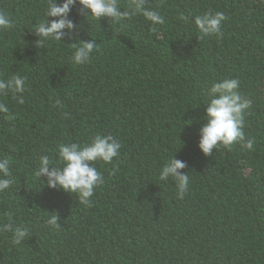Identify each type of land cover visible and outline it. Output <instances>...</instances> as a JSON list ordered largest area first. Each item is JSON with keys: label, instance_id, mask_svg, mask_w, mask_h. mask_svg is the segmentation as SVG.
Wrapping results in <instances>:
<instances>
[{"label": "trees", "instance_id": "trees-1", "mask_svg": "<svg viewBox=\"0 0 264 264\" xmlns=\"http://www.w3.org/2000/svg\"><path fill=\"white\" fill-rule=\"evenodd\" d=\"M128 3L118 0L121 11ZM47 4L0 0L13 23L0 30V79L26 77L23 104L0 97L13 117L0 113V158L15 180L0 193V223L10 213L29 229L19 245L0 231V264H264V0H146L163 25L142 15L87 21L76 4L69 19L78 27L38 49ZM208 11L225 14L222 37L194 25ZM70 37L100 50L73 65ZM226 78L252 101L243 131L253 149L235 143L206 156L198 142L208 90ZM97 134L121 148L111 163L93 162L104 183L90 205L37 178L41 156L56 163L61 143ZM173 156L190 177L183 198L174 180H159ZM53 211L59 228L46 223Z\"/></svg>", "mask_w": 264, "mask_h": 264}, {"label": "clouds", "instance_id": "clouds-1", "mask_svg": "<svg viewBox=\"0 0 264 264\" xmlns=\"http://www.w3.org/2000/svg\"><path fill=\"white\" fill-rule=\"evenodd\" d=\"M146 0H129L126 9L121 11L118 0H48L45 17L38 26L34 28L38 39L35 46L44 48L50 42H63L66 35L65 29L70 33L78 26L69 19L70 10L76 5L81 6L82 13L87 21L109 18L114 24H121L124 20L136 15H142L146 21L153 25H163L164 17L159 11L145 6ZM53 17L49 21L47 18ZM187 20V16H181ZM226 16L221 11H208L204 14L195 15L193 22L201 36L222 37L221 31ZM89 23V22H88ZM13 28L10 18L0 11V30ZM155 29H153L154 31ZM75 42L74 51L69 58L73 65L79 66L88 63L92 54L100 50L99 43L95 39L80 40L78 37H70ZM240 81L236 78H226L219 82H213L208 95L211 97L205 105L206 111L202 119L206 121L199 129L198 147L206 156H210L213 150L223 147L231 150L235 143H241L246 149H253V141L245 140L244 121L247 110L252 106V101L246 99L239 92ZM26 77L18 74L11 75L8 79H0V97L9 93L17 99L19 104L24 103L22 93L25 91ZM59 104V101L57 102ZM0 113L5 114L7 119L13 117L8 115L9 108L6 103L0 102ZM192 121V120H191ZM193 122V121H192ZM120 143L111 135H95L90 143L80 145L77 143H61L57 149L56 163L48 155H43L38 160L36 168L37 178L46 182L49 188H59L69 194H75L79 204L90 205L91 197L96 188L104 183V178L93 162L103 161L111 163L119 156ZM186 167L185 162L174 158L169 159L159 171V180L167 181L169 178L176 182L177 194L180 198L187 193L190 177L187 173L181 174ZM46 178V181L42 180ZM15 180L9 167L7 157L0 158V193L9 190ZM46 223L53 228H59V216L53 211ZM8 223H0V231L11 232L13 245H19L28 236L29 229L19 225L13 226L10 213L5 214Z\"/></svg>", "mask_w": 264, "mask_h": 264}]
</instances>
